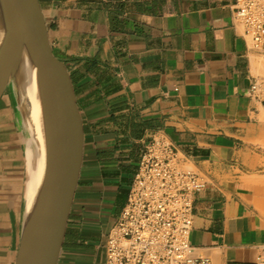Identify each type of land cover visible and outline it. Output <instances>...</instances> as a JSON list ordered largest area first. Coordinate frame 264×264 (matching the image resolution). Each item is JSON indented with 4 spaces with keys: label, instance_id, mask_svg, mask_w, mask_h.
Segmentation results:
<instances>
[{
    "label": "crops",
    "instance_id": "crops-1",
    "mask_svg": "<svg viewBox=\"0 0 264 264\" xmlns=\"http://www.w3.org/2000/svg\"><path fill=\"white\" fill-rule=\"evenodd\" d=\"M39 2L85 130L58 264H105L108 234L153 137L166 138L180 165L206 183L194 195L195 256L210 264H259L264 99L252 85L264 77V47L246 35L237 0ZM21 120L10 84L0 100V264H14L25 222Z\"/></svg>",
    "mask_w": 264,
    "mask_h": 264
},
{
    "label": "water",
    "instance_id": "water-1",
    "mask_svg": "<svg viewBox=\"0 0 264 264\" xmlns=\"http://www.w3.org/2000/svg\"><path fill=\"white\" fill-rule=\"evenodd\" d=\"M0 100L22 62L35 75L47 138L40 198L14 264H58L84 162L85 130L70 72L53 52L39 0H0Z\"/></svg>",
    "mask_w": 264,
    "mask_h": 264
},
{
    "label": "built area",
    "instance_id": "built-area-1",
    "mask_svg": "<svg viewBox=\"0 0 264 264\" xmlns=\"http://www.w3.org/2000/svg\"><path fill=\"white\" fill-rule=\"evenodd\" d=\"M235 10L254 47H264V0H237ZM252 91L264 99V77L256 79ZM205 186L194 170L180 165L166 138L153 137L108 234L105 264H210L195 256L190 242L194 195ZM257 262L264 264V245Z\"/></svg>",
    "mask_w": 264,
    "mask_h": 264
},
{
    "label": "bare ground",
    "instance_id": "bare-ground-1",
    "mask_svg": "<svg viewBox=\"0 0 264 264\" xmlns=\"http://www.w3.org/2000/svg\"><path fill=\"white\" fill-rule=\"evenodd\" d=\"M2 35L0 25V39ZM11 85L19 98V110L22 115L20 124L28 134V144L25 147V179L22 178L24 179L25 218H29L38 204L46 174L47 138L35 75L28 61L22 62L16 80H13Z\"/></svg>",
    "mask_w": 264,
    "mask_h": 264
},
{
    "label": "rangeland",
    "instance_id": "rangeland-1",
    "mask_svg": "<svg viewBox=\"0 0 264 264\" xmlns=\"http://www.w3.org/2000/svg\"><path fill=\"white\" fill-rule=\"evenodd\" d=\"M25 136L26 138L23 140L24 141V145L26 146V144H28V134L25 131ZM31 148L33 149V145H31ZM24 162H25V158L22 159V165H23V174L21 175V178L23 177L25 179V168H24ZM22 178V193H23V199L25 201V197H24V179Z\"/></svg>",
    "mask_w": 264,
    "mask_h": 264
}]
</instances>
